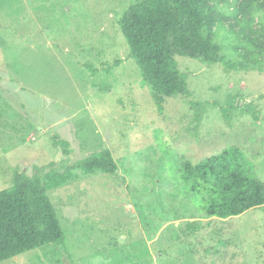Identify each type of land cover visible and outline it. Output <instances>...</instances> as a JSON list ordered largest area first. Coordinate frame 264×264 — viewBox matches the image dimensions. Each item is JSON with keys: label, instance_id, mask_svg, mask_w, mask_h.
Segmentation results:
<instances>
[{"label": "rangeland", "instance_id": "rangeland-1", "mask_svg": "<svg viewBox=\"0 0 264 264\" xmlns=\"http://www.w3.org/2000/svg\"><path fill=\"white\" fill-rule=\"evenodd\" d=\"M143 1L0 0V191L104 150L119 166L49 191L66 241L1 264H264V208L207 218L177 182L233 146L264 182V0L205 2L226 62L176 56L188 93L162 113L120 26Z\"/></svg>", "mask_w": 264, "mask_h": 264}, {"label": "trees", "instance_id": "trees-1", "mask_svg": "<svg viewBox=\"0 0 264 264\" xmlns=\"http://www.w3.org/2000/svg\"><path fill=\"white\" fill-rule=\"evenodd\" d=\"M206 1L146 0L132 6L121 17V30L131 56L140 65L143 83L151 88L160 113L167 98L188 93L176 56L194 48L197 54L192 56L200 54L226 62L209 36ZM225 118H229L227 113ZM55 143L68 152V142ZM118 168L112 152L104 150L63 172L53 170L44 179L17 171L13 186L0 191V264L26 252L66 241L49 191L74 181L77 170L86 174L115 175ZM180 168L177 182L186 187L187 194L198 198L207 218L226 220L264 208V182L256 177L239 147L226 148L197 164L182 161Z\"/></svg>", "mask_w": 264, "mask_h": 264}]
</instances>
